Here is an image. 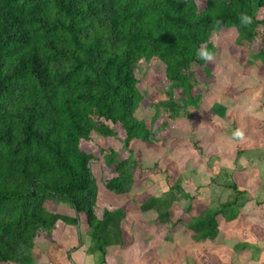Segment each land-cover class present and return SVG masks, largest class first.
Wrapping results in <instances>:
<instances>
[{
	"label": "trees",
	"instance_id": "1",
	"mask_svg": "<svg viewBox=\"0 0 264 264\" xmlns=\"http://www.w3.org/2000/svg\"><path fill=\"white\" fill-rule=\"evenodd\" d=\"M230 27L259 46L264 64V0H207L203 9L196 0H0V264L59 219L57 197L103 252L102 238L120 231V219L109 210L97 217V160L83 145L102 136L129 146L143 129L133 115L137 68L153 62L165 93L190 94L191 67L215 52L211 36ZM101 155L111 167L105 189L122 194L128 165ZM216 216L188 226L206 237Z\"/></svg>",
	"mask_w": 264,
	"mask_h": 264
},
{
	"label": "rangeland",
	"instance_id": "2",
	"mask_svg": "<svg viewBox=\"0 0 264 264\" xmlns=\"http://www.w3.org/2000/svg\"><path fill=\"white\" fill-rule=\"evenodd\" d=\"M196 1L203 9L207 0ZM210 42L215 52L191 67L190 94L165 93L153 62L137 68L133 115L143 129L129 146L102 136L83 145L97 160V217L109 210L120 219L121 232L109 228L102 238L103 252L57 197L59 219L9 264H264V64L259 46L233 27ZM171 104L174 118L160 126ZM101 150L128 165L122 194L104 187L111 167ZM211 212L216 232L201 238L189 221Z\"/></svg>",
	"mask_w": 264,
	"mask_h": 264
}]
</instances>
